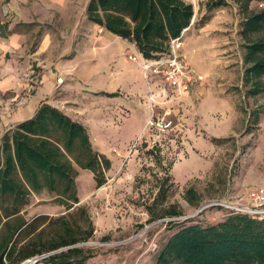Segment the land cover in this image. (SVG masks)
<instances>
[{"label": "rangeland", "instance_id": "374dc122", "mask_svg": "<svg viewBox=\"0 0 264 264\" xmlns=\"http://www.w3.org/2000/svg\"><path fill=\"white\" fill-rule=\"evenodd\" d=\"M86 1L88 5L89 0H67L64 9L65 20L78 19L81 29L89 22ZM202 3L198 1L195 6L196 31L203 20L207 23L211 19L206 7L201 9ZM252 7L261 6L254 3ZM227 9L229 14L235 13ZM237 15L240 17L238 10ZM55 16L51 22L23 25L31 32L34 44L44 31L60 34L62 17ZM237 25L226 31L231 43L226 49L221 47L215 67L208 55L193 62L187 58L193 75L204 76L196 86L190 85L188 93L164 88L166 95L151 101L149 92L141 98L132 119L124 113L115 117L116 129L105 147L111 155L100 152L111 160L105 185L96 188L93 173L78 170L80 204L76 207H87L95 226L93 237L76 245L93 253L85 264H156L159 251L175 232L191 224H216L233 212L229 206L251 207V194L264 191V92L249 94L240 23ZM7 29L5 24L1 35L7 34ZM187 37L186 49L183 46L179 53L192 51ZM216 37L222 38L219 31ZM113 97L122 99L118 94ZM151 107L154 126L145 118L147 111L151 114ZM190 188L200 198L199 207L191 206L186 198ZM172 205L183 215L165 217ZM68 212L47 191L33 195L24 210L28 220Z\"/></svg>", "mask_w": 264, "mask_h": 264}, {"label": "trees", "instance_id": "16d2710c", "mask_svg": "<svg viewBox=\"0 0 264 264\" xmlns=\"http://www.w3.org/2000/svg\"><path fill=\"white\" fill-rule=\"evenodd\" d=\"M254 3L261 7L253 8ZM263 5L264 0H210L205 4L209 12L237 7L250 96L264 92ZM194 17V5L186 0H89L87 5L90 22L133 44L148 61L170 55L171 42L191 26ZM79 169L90 170L100 188L108 181L111 160L95 149L84 125L57 107L42 104L31 119L3 135L0 264H21L53 252L46 264H85L93 257L92 251L76 247L95 233L88 208L76 207L80 204ZM43 191L54 195L69 212L26 219L24 210L32 196ZM186 198L191 206L201 205L193 188L187 190ZM182 215L172 205L165 217ZM156 264H264V219L231 212L216 224L185 226L168 238Z\"/></svg>", "mask_w": 264, "mask_h": 264}, {"label": "crops", "instance_id": "0c3cea01", "mask_svg": "<svg viewBox=\"0 0 264 264\" xmlns=\"http://www.w3.org/2000/svg\"><path fill=\"white\" fill-rule=\"evenodd\" d=\"M5 1L0 0V29L8 24L7 34L1 35L0 30V143L8 130L31 119L42 104H50L84 125L95 149L110 156L105 147L110 133L116 129L115 117L124 113L132 119L141 98L145 99L149 92L154 101L166 95L162 79L152 75L146 80L142 56L127 40L89 20L84 29L80 28L78 19L65 20L67 0H11L6 4ZM186 1L194 8L201 1V9L205 10L210 0ZM230 8L235 12L232 15L227 8L208 11L211 19L197 31L193 29V19L183 32V46L186 49L188 36L193 47L190 53L181 50L186 60L193 62L208 55L213 67L216 66L221 47L226 49L231 43L226 31L236 29L241 21L237 8ZM56 14L62 17L58 29L63 34L60 36L58 31L53 33L55 37L44 31L34 44L31 32L24 30L23 25L51 22ZM217 31L222 38L216 37ZM129 55L137 59L131 60ZM197 83L192 82L191 86ZM191 86L184 92L175 91L188 93ZM114 94L122 99L114 98ZM149 113L145 115L146 120L150 118Z\"/></svg>", "mask_w": 264, "mask_h": 264}, {"label": "built area", "instance_id": "2783aa9c", "mask_svg": "<svg viewBox=\"0 0 264 264\" xmlns=\"http://www.w3.org/2000/svg\"><path fill=\"white\" fill-rule=\"evenodd\" d=\"M183 33L180 37L174 39L171 42L170 55L167 57L156 60L148 61L141 58L143 62L144 76L148 80L150 76L155 75L162 79L164 88H170L178 91H185L189 88L192 82H201L204 80L202 75H193V70L186 58H184L179 50L183 47ZM131 59H135L131 57ZM136 60V59H135ZM187 78V79H186ZM187 80V82L185 81ZM59 83H62V78L58 79ZM150 100H153L151 95ZM155 111L151 107V115L148 119V124L155 125L154 120ZM252 206L232 205L229 206L234 213L248 214L257 219H264V191L258 190L251 194ZM56 253V252H53ZM47 253L38 256L31 257L21 264H46L45 261L53 254Z\"/></svg>", "mask_w": 264, "mask_h": 264}, {"label": "water", "instance_id": "95a60500", "mask_svg": "<svg viewBox=\"0 0 264 264\" xmlns=\"http://www.w3.org/2000/svg\"><path fill=\"white\" fill-rule=\"evenodd\" d=\"M204 209V208H203Z\"/></svg>", "mask_w": 264, "mask_h": 264}]
</instances>
